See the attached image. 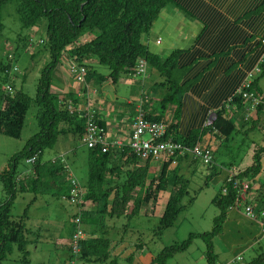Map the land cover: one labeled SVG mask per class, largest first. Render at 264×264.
Listing matches in <instances>:
<instances>
[{"label":"trees","instance_id":"obj_1","mask_svg":"<svg viewBox=\"0 0 264 264\" xmlns=\"http://www.w3.org/2000/svg\"><path fill=\"white\" fill-rule=\"evenodd\" d=\"M168 1L0 0V33L4 26L2 8L5 4L12 3L22 28L35 26L44 20L45 35L39 43L43 45V49L50 57L39 75L33 98L22 90H14L12 93L6 91L0 94V132L11 137L20 136L24 116L32 100L39 108L36 114L38 130L26 139L23 148L9 158L0 170V183L4 193V197L0 200V263L7 254L11 253L13 247L21 253L22 260L27 262L28 239L24 222L26 214L24 212L14 217L10 213L16 192L19 189H28L34 194L50 193L54 197L65 196L68 192L69 187L64 180L67 163L59 162L57 157L54 162L42 160L44 151L52 148L59 138L67 135L71 141L78 140L82 143L84 136V119L68 110V105L77 104L73 95L55 93L51 87L53 71L61 63L63 56L69 60L68 71L69 67H72L75 74H78L79 70L83 69L85 82L96 75L94 79L108 80L112 84H116L122 75H132L136 61L145 59L148 66L158 73L160 79L155 84L154 91L165 90L163 96L159 98L157 113L151 112L143 105L146 117L150 120H161L167 110L173 107L167 133L175 138L171 131L176 127L181 97L187 86L186 83H181L184 70H179L177 66L179 50L171 51L168 55L161 57L149 51L146 44L141 41V36L148 33ZM19 40L23 42L24 38L21 37ZM96 64L106 65L108 74H97L94 68ZM13 68L14 66L11 67L9 63H0V71L9 80L10 87H12L10 76L14 71ZM259 71L263 75L264 57L259 62ZM258 78H253L249 86L242 91L246 90L257 97ZM259 100L257 113L260 112L263 103V100ZM243 102L249 103L237 91L230 105H234L235 109L242 108ZM227 106L215 112L216 118L210 126L193 130L180 141L189 147H194L200 144L201 137L207 130L216 131L226 137L235 132L232 118L226 119ZM256 121L252 122L250 129L263 126L260 121ZM243 123L246 124L244 121ZM69 147L73 153L75 145ZM85 147L86 179L81 183L85 188L83 195L85 206L80 212L81 221L102 229L107 218L121 215L135 216L143 204H148L158 192L165 190L168 186L167 168L171 159H167L163 163L160 174L147 183L150 160H144L140 164L141 159L134 155L128 146L123 145L117 148L111 146L105 152L101 151L99 145L94 148ZM263 149L261 147L259 151ZM32 157L34 161L30 163L31 173L22 180L17 168L21 161L26 162ZM260 169V160L257 158L251 165L234 173L238 181L249 182V195L252 193V188L256 187L255 176ZM221 191L212 199L218 209V214L213 218L212 229L204 233H190L181 244L164 247L151 264H165L173 253L184 250L195 237L202 238L206 244V264L216 261L212 239L221 232L228 210L233 206L238 194L232 180L227 182L225 179ZM182 193L183 189L177 188L176 184L172 187L159 218L157 227L159 233L173 224L181 208L179 203ZM89 203L94 204L95 207L92 209ZM91 235L79 241V250L76 255L69 252L68 258H74L76 264L97 263L108 257L111 240L107 237H96L93 232ZM67 249L69 250L68 246ZM245 264H264V251Z\"/></svg>","mask_w":264,"mask_h":264},{"label":"rangeland","instance_id":"obj_2","mask_svg":"<svg viewBox=\"0 0 264 264\" xmlns=\"http://www.w3.org/2000/svg\"><path fill=\"white\" fill-rule=\"evenodd\" d=\"M159 19H171L169 28L164 27L162 22L158 24ZM2 23L4 26L0 33V63H9L11 67L17 68L13 74L11 73L12 87L9 92L22 90L33 98L39 75L50 60L48 52L39 43L45 35L44 20L35 26L22 28L15 6L7 3L2 8ZM152 27L148 33L141 36V41L144 42L147 36L152 38L159 36L162 42L156 45L155 50H159L160 55L165 56L173 48L170 43L178 44V40H169L170 34L176 35L178 31V18L170 17L163 8ZM18 37H23L25 43ZM94 68L97 74L106 75L109 72L104 64H96ZM150 71L152 68L147 66L145 76ZM123 77L129 80L128 75ZM92 80L95 81L94 78ZM8 81L0 71V94L6 92V85L10 86ZM134 81L135 85L119 82L112 84L108 80H100L96 84V92L93 95L101 102L98 104L100 112L105 114L103 119L105 122L110 124L112 118H119L126 100L131 94L140 92L142 78L134 77ZM258 87L262 88L264 93V75L259 79ZM94 97L92 96L93 99ZM38 109L32 100L25 113L18 138L0 132V170L9 158L23 148L26 139L38 130L36 121ZM167 113L165 115H168ZM245 126L247 125L240 124L236 134L229 139V143L212 153L211 164H204L200 159L187 154L181 161L175 163L173 170L167 171L170 187L176 184L177 188L183 189V193L179 203L181 208L173 224L163 229L161 233L157 227L163 207L162 196L159 197L157 205L152 207L148 202L144 207L146 210L143 208L135 216L107 218L104 228L101 229L84 221L76 223L74 219L77 217L78 208L68 203L63 196L54 197L50 193L34 194L28 189H19L10 213L14 217L24 212L26 214L24 222L28 239L27 262L22 260L21 253L13 247L11 253L7 254L0 264H62L70 254L65 243L76 229H80L85 237H91L93 232L96 237H107L111 240L108 257L91 264H151L164 247L181 244L190 233L210 231L213 227V218L218 214L212 199L221 191V185L229 170L226 169L228 164L233 165L234 170H240L242 166L251 165L258 158L261 169L255 176V185L258 189L262 187L263 192L260 194L264 200V149L259 151L253 144L258 142L257 140L259 142L264 140V136L259 128H247L245 131ZM71 145H75L73 153L69 150ZM60 156H64L70 172L83 183L86 179L84 144L78 140L71 141L66 135L59 138L52 148L44 151L42 160H52ZM222 164L225 167H221ZM31 168L30 163L21 161L17 168L19 177L23 180L30 174ZM162 195L166 196V193ZM3 197L0 183V200ZM89 204L92 209L95 207L94 204ZM242 211V206L239 209L230 208L221 232L212 239L215 259L219 264H245L264 251V233L261 231L260 223L248 219ZM205 249L206 244L202 238L195 237L184 250L173 253L165 264H206ZM238 257L241 259L233 261Z\"/></svg>","mask_w":264,"mask_h":264},{"label":"crops","instance_id":"obj_3","mask_svg":"<svg viewBox=\"0 0 264 264\" xmlns=\"http://www.w3.org/2000/svg\"><path fill=\"white\" fill-rule=\"evenodd\" d=\"M163 8L167 15L178 18V31L176 35L170 34L169 36V40H178V44L170 43L173 48L166 55L171 51L179 50L177 66L179 70H184L181 83L187 84L181 97L179 118L171 133L176 139L181 140L191 131L203 128L209 113H215L223 106L228 105L229 111H226V119L232 118L235 132L226 137L216 131L207 130L201 137L200 143L209 144L214 154L217 149L229 143L230 137L234 133L236 134L240 124L241 126L245 125L243 121L247 125L244 127L245 131L252 122H257L256 120L260 121V124H264V93L262 88L258 87L259 79L264 75V72L261 75L259 71V62L264 57V0H169ZM159 22H162L164 27H168L171 19H159L158 24ZM189 24L193 26L191 27ZM161 42L159 36H155V38L147 36L144 41L148 50L158 56H161L160 51H156L155 47ZM151 46L153 48L150 49ZM68 62L69 60L63 56L61 63L54 69L52 90L58 94H72L77 104L86 105L89 103L96 110L98 109L100 123L108 129L111 141H125L139 103L148 110L150 109L151 112H158L157 104L165 90L154 91L155 84L160 80L154 69L148 72L145 77H140L143 81L142 89L139 93L131 94L122 107V115L119 118H112V122L109 124L103 120L105 114L100 112V100L93 95L100 79H95V81L87 79L84 84L76 82L68 71ZM123 76L126 75L120 76L117 84L118 82L126 85L136 84L132 75H128L129 80ZM258 76L260 77L258 78ZM253 78H258L256 94L259 99L263 100V103L260 112L257 113L256 110L249 118H245L246 107L249 106V103L243 102L242 108L235 109V106L230 105V102L243 84L252 81ZM167 114L163 118L169 122L172 119L173 107L168 109ZM257 141L253 142L254 146L263 148L264 140ZM113 147L120 146L114 145ZM186 156L179 157L177 162ZM166 160L167 158H162L149 162L147 183L160 174ZM143 162L144 160L139 161L140 164ZM174 165L169 164L167 169L173 170ZM247 166H242L241 169ZM221 167H225V165L222 164ZM226 169L238 171L234 170L235 167L231 164H228ZM227 175L228 172L226 178ZM64 180L66 181V177ZM171 189L172 187L168 183L165 190L158 192L156 197L150 200L152 207L159 203L158 199L162 196L163 211ZM164 192L166 196L162 195ZM261 192H263L261 186L259 189L253 187L250 195V200L257 209L264 207ZM147 205L143 204L139 211ZM144 210L146 209L144 208ZM65 246L67 247V245Z\"/></svg>","mask_w":264,"mask_h":264},{"label":"built area","instance_id":"obj_4","mask_svg":"<svg viewBox=\"0 0 264 264\" xmlns=\"http://www.w3.org/2000/svg\"><path fill=\"white\" fill-rule=\"evenodd\" d=\"M147 62L141 58L136 61V65L132 72L133 77H143L146 74ZM14 71L17 68L14 66ZM69 72L73 75L75 80L84 84L85 80L83 77V69L79 70L78 74L69 67ZM250 81H247L238 90L241 93L243 99L249 102V106L246 107L245 118H249L252 113H255L260 100L255 97L252 93L243 90L249 86ZM11 88L6 85L5 90L9 91ZM70 113H77L84 119V136L82 143L88 148H94L97 145L101 147V151L105 152L109 147L116 146H128L130 151L139 157L141 160H158L162 158L171 159L170 164H175L177 159L181 156L191 154L194 158L200 159L204 164H211L212 162V148L207 143H200L197 146L189 147L182 141L174 138L171 134L167 133L169 122L167 119L162 118L161 120H150L146 117L143 105L139 103L137 106V112L133 119L131 129L128 132V136L125 141H111L108 135V129L101 125L99 120V112L89 103L86 105L81 104H70L68 105ZM216 118L215 113H209L206 120L204 121L203 127L210 126ZM260 132L264 136V124L260 127ZM146 136V137H145ZM59 162L66 163L64 156L57 157ZM56 159L53 158L52 162ZM34 157L28 159L26 162L32 163ZM226 178L227 182L233 181V186L237 188V199L235 200L231 208L239 209L243 207V214L245 217L252 221H257L261 225V231L264 233V209H257L251 202L250 195L248 194L249 182L247 180L238 181L234 177L235 171L228 170ZM66 182L68 185V192L63 196L68 203L75 205L78 208L77 217L74 219L76 223L80 220V212L84 206L83 195L85 188L81 183L74 177L70 172L69 168H66ZM224 191V189H223ZM85 237L84 233L80 229H76L75 232L70 236L69 241L66 245L69 247V252L76 255L78 252L79 241ZM241 258L238 257L233 261H238ZM232 261V262H233ZM62 264H76L74 258H68ZM211 264H219L218 262H212Z\"/></svg>","mask_w":264,"mask_h":264}]
</instances>
